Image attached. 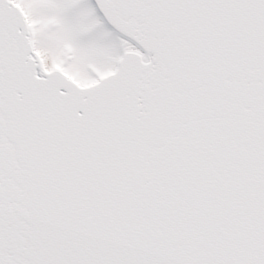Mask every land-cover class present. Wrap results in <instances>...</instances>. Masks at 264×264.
I'll list each match as a JSON object with an SVG mask.
<instances>
[{"label": "snow or ice", "instance_id": "1", "mask_svg": "<svg viewBox=\"0 0 264 264\" xmlns=\"http://www.w3.org/2000/svg\"><path fill=\"white\" fill-rule=\"evenodd\" d=\"M0 264H264V0H0Z\"/></svg>", "mask_w": 264, "mask_h": 264}]
</instances>
